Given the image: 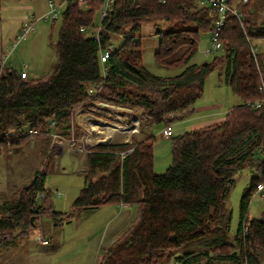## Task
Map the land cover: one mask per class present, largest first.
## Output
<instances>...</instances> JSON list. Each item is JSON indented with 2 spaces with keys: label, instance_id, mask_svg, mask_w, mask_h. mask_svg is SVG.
Instances as JSON below:
<instances>
[{
  "label": "trees",
  "instance_id": "1",
  "mask_svg": "<svg viewBox=\"0 0 264 264\" xmlns=\"http://www.w3.org/2000/svg\"><path fill=\"white\" fill-rule=\"evenodd\" d=\"M63 1L58 60L51 74L23 78L11 67L2 68L0 61V156L9 157L31 140L42 142L46 152L35 178L0 207V245L7 244L3 241L8 236L13 240L25 235L44 213L57 224L71 218L54 212L49 203L44 205L50 195L47 172L56 148L48 123L54 120L57 134L66 138L80 106L115 124L127 116L110 105L140 111L139 131L131 143L98 145L88 152L86 184L71 214L124 204L136 207L137 217L106 249L100 264H158L172 259L175 264H263L264 219L250 220L249 215L257 184L264 179V91L260 89L264 53L257 61L251 56V42L264 40V24L255 27L252 6L264 5V0L245 4L246 28L236 16L227 15L220 56L202 65L190 62L201 34L212 32L216 18L198 0H116L102 22L99 42L81 28L93 26L103 0H89L85 10L75 0ZM227 1L232 6L235 0ZM143 22H153L161 36L157 65L183 69L179 75L159 77L144 66L143 45L137 41ZM116 36H124V41L102 65L100 52ZM222 66L225 82L243 104L232 108L220 123L174 135L173 162L164 174H156V136L148 131L158 125L172 126L193 108L204 94L208 76ZM98 83L101 89L91 96L89 90ZM258 102L263 103L260 108L255 107ZM28 130L39 133L24 135ZM129 149L133 151L120 161V153ZM247 168L253 177L241 197L239 222L232 233L226 202L237 175ZM38 195L43 196L38 199Z\"/></svg>",
  "mask_w": 264,
  "mask_h": 264
},
{
  "label": "rangeland",
  "instance_id": "2",
  "mask_svg": "<svg viewBox=\"0 0 264 264\" xmlns=\"http://www.w3.org/2000/svg\"><path fill=\"white\" fill-rule=\"evenodd\" d=\"M53 1L60 2V0ZM48 2L49 0H0V57L2 50L13 48L25 22L34 16L41 18L48 12ZM232 6L244 14L243 0H235ZM64 8L65 6L62 8L63 11ZM252 8L253 22L255 27L259 28L264 24V5L257 2ZM99 15L98 11L92 26L93 31L100 25ZM62 24V17L57 21L39 19L35 23V30L23 38L12 52L7 66L20 73L26 67L27 73L33 79L51 74L58 60L56 44ZM161 26L164 30L168 29L166 24H161ZM243 28H246L244 20ZM155 32L153 22H143L137 33V41L143 45L144 66L156 76L175 77L183 69L161 68L155 61V53L161 41V36ZM123 41L124 36H116L112 42L114 48H119ZM252 43L260 48L261 53H264V41L253 40ZM210 45L211 32L201 34L198 52L190 63L197 65L211 63L215 57L220 56L219 53H208ZM224 74L225 67L222 66L208 76L204 94L193 106V112L172 123L174 138L194 131L197 127L194 125L207 124L219 117H224L232 108L243 104V100L225 82ZM128 109L130 111L126 112L127 115L138 119L140 111ZM83 110L85 114L115 124L107 118L88 112L84 107ZM75 114L76 112L73 115V129L70 137H51L52 144H55L56 148L54 153L52 152L54 162L47 172L46 179V189L50 195L46 198L47 203L43 201L46 207L50 204L54 212L72 216L69 220H64L62 224H57L51 215L44 213L37 217L35 226L30 228L25 235L13 240L9 239L10 236L6 237L3 242L7 244L0 245V264H100L106 249L114 244L136 219L137 208L124 204H121V206L124 205L123 211L119 206L112 205L98 209H83L71 214L72 206L86 184L85 171L88 152L98 146L94 145V142L99 140L92 139L90 132L84 140L86 142L81 148L78 147L79 142L77 141L82 138L83 128L75 123ZM135 124L137 127L134 133L140 128L139 121ZM162 129L163 126L158 125L148 131L149 134L156 136L153 167L156 174H164L173 162V138H165L162 135ZM72 139L75 140V146L71 145ZM131 142L132 137L129 142L114 139L109 144ZM41 143L38 140H31L16 147L9 157L0 156V207L6 204L15 193L19 194L20 188L27 186L42 169L46 160V152L44 147H41ZM128 151L133 150L129 149L120 153V161L125 158L122 154ZM252 177V169L247 168L241 171L228 195L226 207L232 214V233L238 226L241 197L249 188ZM39 204L42 202L39 201ZM250 207L251 212L264 215V195L256 193ZM18 233L20 230L15 235ZM40 238L51 240L50 245H42L39 242ZM262 262L264 264V259ZM158 264H175V260H164Z\"/></svg>",
  "mask_w": 264,
  "mask_h": 264
},
{
  "label": "built area",
  "instance_id": "3",
  "mask_svg": "<svg viewBox=\"0 0 264 264\" xmlns=\"http://www.w3.org/2000/svg\"><path fill=\"white\" fill-rule=\"evenodd\" d=\"M76 2L79 3L81 9H86L87 8V2L89 0H75ZM116 0H103V4L99 10V19H100V25L96 28H94L95 30L93 31L92 26L89 27H82L81 31L83 33H85L86 36L91 37L95 40H97L98 42L100 41V36H99V31H100V27L102 25L103 20L107 17L113 3ZM249 0H243V2L246 4L248 3ZM198 2L200 3V5L202 6H208L212 9V13L215 16V21L213 23V29L211 32V45H210V49H208V53L209 54H215V53H219L222 47L221 41H220V37H221V33L222 30L224 28L225 25V20L228 14H233L234 16H236V18L239 20L240 24L243 27V20H244V14H242V12L238 9V8H234L233 6L229 5L227 0H198ZM65 2H59L56 3L53 0H49L48 2V7L49 10L48 12L43 15L41 18H36L35 16L33 18H31L30 20H28L27 22H25L20 30V34L17 36L15 43L13 44V48L7 49V50H2V55L0 57V61H1V67H5L7 66L8 60L12 54V52H14V50L17 48L19 42L25 38L27 35H29L31 32H33L35 30V23L39 20V19H43V20H57L61 17L62 15V8L64 7ZM264 41V40H263ZM116 50V48H114L113 43L110 45H107L104 49L101 50L100 52V61L102 63V65H104L105 63H107L110 55ZM261 53L260 48L258 46L253 45V43L251 42V56L257 61L258 55ZM259 70H262L261 67H259ZM103 73H106V69L105 67H103ZM264 72V70H263ZM21 76L23 78H29V74L27 73L26 67H24V69L21 72ZM101 84L98 83L96 84L94 87H92L89 90V93L91 96L97 94V92L101 89ZM261 90L264 91V83L262 84ZM262 102H258L257 104H255L256 108H260L262 106ZM109 108H111L114 111H123V112H128L130 111L127 108L124 107H116V106H108ZM48 135L53 137V138H59L60 136L57 134L56 131V122L54 120H50L48 123ZM136 124H133V128H131L132 132L136 131ZM39 131L37 130H28L24 133V135H35L38 134ZM162 135L165 138H172L174 136V131H173V127L172 126H167L162 130ZM59 144H62L60 141H58ZM71 145L75 146V140L72 139L71 141ZM131 152V151H130ZM130 152H126L123 153V157H126L128 154H130ZM257 193L264 195V179L262 181H260L257 184ZM43 195H38V198L41 197ZM124 207V205L122 206ZM247 231V229H246ZM39 242L42 245H49V240L45 239V238H40Z\"/></svg>",
  "mask_w": 264,
  "mask_h": 264
},
{
  "label": "crops",
  "instance_id": "4",
  "mask_svg": "<svg viewBox=\"0 0 264 264\" xmlns=\"http://www.w3.org/2000/svg\"><path fill=\"white\" fill-rule=\"evenodd\" d=\"M75 112H76L74 116L75 123L82 126L83 128L82 138L79 139V141H77L79 142L78 147L80 148L86 142L84 140H86L90 132H91L90 134H92L91 135L92 139L94 140L99 139V140H95L94 145H101L102 142H105V141L110 143V141L114 139H120V141L129 142V140H131L132 135L134 134V132L131 131V128H133V124L136 121H138V119L135 118L134 116L131 117L127 115L126 117H119L118 118L119 123L110 124L107 121L99 119L93 115H90L87 113L85 114L82 106L80 108H77ZM192 112H193V108H189L183 113V116H185L186 114L192 113ZM183 116H181L179 119H182ZM223 120H224V117H219L218 119L210 121L207 124L204 123L202 125L200 124L194 125V126H197L195 127L194 130H198L200 128H203V127H206L212 124L220 123ZM88 124L90 125L89 127H88ZM92 129H95V130H92ZM118 206L120 207V210L123 211V207L121 205H118ZM263 216H264L263 214L260 215L259 213H254V212H251L250 210V215H249L250 220L260 219ZM50 243H51V240H49V245Z\"/></svg>",
  "mask_w": 264,
  "mask_h": 264
},
{
  "label": "water",
  "instance_id": "5",
  "mask_svg": "<svg viewBox=\"0 0 264 264\" xmlns=\"http://www.w3.org/2000/svg\"><path fill=\"white\" fill-rule=\"evenodd\" d=\"M105 144H109V143L107 141H105V142H102L101 145H105ZM263 219H264L263 217L260 218L261 221H263Z\"/></svg>",
  "mask_w": 264,
  "mask_h": 264
},
{
  "label": "bare ground",
  "instance_id": "6",
  "mask_svg": "<svg viewBox=\"0 0 264 264\" xmlns=\"http://www.w3.org/2000/svg\"><path fill=\"white\" fill-rule=\"evenodd\" d=\"M128 133V132H127Z\"/></svg>",
  "mask_w": 264,
  "mask_h": 264
}]
</instances>
